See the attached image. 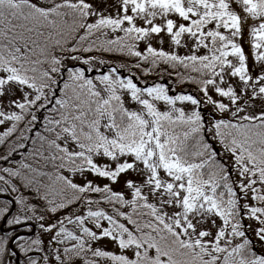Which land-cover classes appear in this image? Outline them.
<instances>
[{
	"label": "snow or ice",
	"instance_id": "snow-or-ice-1",
	"mask_svg": "<svg viewBox=\"0 0 264 264\" xmlns=\"http://www.w3.org/2000/svg\"><path fill=\"white\" fill-rule=\"evenodd\" d=\"M0 97V264H264V0H0Z\"/></svg>",
	"mask_w": 264,
	"mask_h": 264
},
{
	"label": "trees",
	"instance_id": "trees-1",
	"mask_svg": "<svg viewBox=\"0 0 264 264\" xmlns=\"http://www.w3.org/2000/svg\"><path fill=\"white\" fill-rule=\"evenodd\" d=\"M34 2H39V0H34ZM139 47H140L141 50L143 49V48H141V45H139ZM181 51H183V50H181ZM91 54L92 55H98L97 53H91ZM104 58L109 60V61H111V62H113V63H117V64H119L121 62H131V61L128 60V58L126 56H121L119 54H104ZM136 75H140V73L137 72ZM158 78L159 77L156 76V75H151V76L147 77V79L149 81H151L153 79H158ZM141 79H145V77H141ZM168 79H169V77L165 76V82H167ZM183 89H186L187 91L192 92L194 95L196 94L195 86L192 85V84H185L182 87H177L176 91H181ZM202 111H203V113L205 115V118L208 119L207 112L209 110H206V109L202 108ZM3 130H4V128L0 129V132H2ZM211 143H212L214 149L217 151V153H222L221 155L218 156V159L220 161L224 162L225 164H227L229 166V168H231L232 159H231L230 154H223V149L221 148V146L216 141H211ZM4 151H5V147L4 146H0V155H2L4 153ZM15 159H19V156H17ZM233 178L236 179L235 176ZM21 191H22L23 195H25V196L29 195V193L26 190L22 189ZM0 198H3V197H0ZM78 207H80L79 204H74L71 208L68 209V211H72L74 208H78ZM102 207H106V206L102 205ZM106 210H108L109 212L111 211L110 208H106ZM64 214H66V213H60L59 215H64ZM49 222H54V219L52 221H49ZM105 223H106V221H105ZM245 224H251L253 229H255L257 227V224H256L255 221L245 220ZM20 226H16V231L18 233L27 232L26 227L22 228ZM34 234H35V228H34V232L32 234H30V235H34ZM248 235H249V237L252 238L253 242L257 245L256 250L260 251L261 249L259 248V242L256 241L255 236H254V232L253 231H249ZM42 238L44 240H46V239L48 240L49 236L47 234H43ZM77 264H80V262L78 261Z\"/></svg>",
	"mask_w": 264,
	"mask_h": 264
},
{
	"label": "rangeland",
	"instance_id": "rangeland-1",
	"mask_svg": "<svg viewBox=\"0 0 264 264\" xmlns=\"http://www.w3.org/2000/svg\"><path fill=\"white\" fill-rule=\"evenodd\" d=\"M91 2L93 3V5L98 9H106L107 12L109 13H112V14H115V11H116V8L118 7V0H91ZM251 23V21H249V24ZM247 40H248V35H247V30L245 29V35H244V38H243V41H242V44H243V47L245 49V52L246 54L249 55V65L251 66L252 64V60H251V55H250V46L249 44L247 43ZM153 46H156V47H159V44L157 42V40H153ZM141 45V48H144V44H140ZM165 49H167L168 45L165 44L164 45ZM17 95H19V93H17ZM7 100H8V97H0V101H2L3 103H7ZM203 109H206V110H209V108L207 107H203ZM259 110V109H257ZM3 126H0V129H2ZM131 175V174H130ZM134 178V177H133ZM89 179H92L91 176H89ZM76 182L78 183H82L83 180L82 178L80 177H77L76 178ZM103 182H107V181H103ZM113 187L119 189L120 188V185H113ZM251 203V201H249ZM105 226H107V222H103ZM47 241V239L45 240ZM95 246H99L105 250H110V251H114V252H118V248L114 245V243L108 239H102L100 241L97 242V244L94 245ZM45 247H46V244H45ZM260 248V247H259ZM102 264H109L108 261H103Z\"/></svg>",
	"mask_w": 264,
	"mask_h": 264
}]
</instances>
